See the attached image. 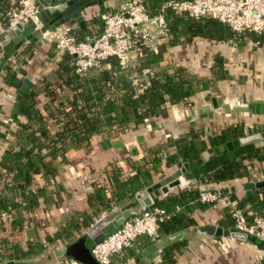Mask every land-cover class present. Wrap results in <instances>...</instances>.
<instances>
[{
  "label": "crops",
  "instance_id": "obj_1",
  "mask_svg": "<svg viewBox=\"0 0 264 264\" xmlns=\"http://www.w3.org/2000/svg\"><path fill=\"white\" fill-rule=\"evenodd\" d=\"M111 2L104 8L94 5L83 12L86 20V28H90L88 19L92 14L103 13L110 10ZM72 23V22H71ZM0 17V49L2 50L0 73L6 63L13 66V81L7 83L0 74V122L10 119L9 115L17 85L15 82L28 81L25 90L35 91L34 107H41L44 96L40 91L41 78L47 81H54L56 73L53 71V63L57 61L63 52L56 50L46 40L36 39L22 43L15 50L14 41L8 38ZM83 29V30H84ZM92 30L80 32L82 39L93 36ZM169 36V35H168ZM234 36V37H233ZM223 39H215L209 36L193 35L189 39L186 36H178L174 43L168 44V37L154 39L149 46L156 49L164 43L161 55L154 56V68L169 70L177 65L186 66L199 78V88L191 94L186 102L168 104L165 113L148 118L146 122L141 120L134 123L129 122L123 130L113 128L109 132L92 133L86 141L72 142L66 144L62 151L50 152L44 148L41 151L49 161L50 173L42 174L37 172L32 179L31 187L35 188L44 185V194L37 196V205L29 211H22V226L12 234L10 239L24 243L26 239L43 240L46 234H52L59 229H67L73 234L72 237L84 233L90 224L102 213L111 207H126L124 203L135 198L136 191L144 189L150 183L160 179L173 171L177 166L176 162L166 164L164 152L168 148H162L156 153L153 152L157 143L167 138H176L190 129L200 128L202 135L212 134L219 128L230 124L242 126L243 134L257 132L264 129V41H257L245 33H238ZM221 57V64L216 66L224 73L221 79L212 77L213 56ZM218 67V68H217ZM147 68H144L146 71ZM218 71V70H217ZM66 90L58 93V98L64 97ZM215 96L217 105L212 107L210 97ZM259 103L258 111L247 107L248 103ZM203 103L209 104L211 115L199 116L190 109H194ZM262 104L263 111L260 110ZM257 107V106H256ZM257 109V108H256ZM21 118H23L21 116ZM8 127V129H9ZM5 133L2 147L6 144L9 134ZM4 126L0 123V131ZM250 130V131H249ZM107 139L108 142H103ZM8 142H11L8 140ZM246 147L263 146L264 137L259 140L247 143ZM213 147H207L198 152L201 162L194 160L188 162L186 170L192 173L191 178L179 176V184L169 187L165 192L159 188L148 192L150 203L165 198L167 195H175L178 190H199L217 189L221 191L224 198L203 206L193 204L188 214L194 219V223L186 228L162 234L159 240L155 241L158 254L155 255L149 264H157L160 260V248L180 239L184 243L174 250L172 264H264V242L258 238L250 240L234 237L232 235H213L200 233L197 225L212 222L222 227L219 220H223L230 207L240 201L244 194V183L264 178V160L250 158L246 160V175L232 177L222 181H210L207 179V172L214 169L222 161L242 151L243 146L233 147L231 150L222 151L218 145L219 153H215ZM135 176L141 182V187L130 197H124L118 204H111L103 207V200L110 194L112 189L111 178L124 180ZM95 185H101L106 194L99 199L96 197L87 198V192ZM2 193H7L5 189ZM105 193V192H104ZM91 196V194H90ZM16 197H18L16 195ZM192 202V201H190ZM148 206V205H145ZM142 206V207H145ZM244 207L249 212L252 207L245 202ZM88 216V225L82 224V219ZM77 220V226H70V219ZM183 230L170 237L171 233ZM1 234H6L5 232ZM138 240L133 244L134 252L142 248ZM10 243V242H9ZM65 239H56L49 244L46 250H51L52 257L57 260L59 256L53 255V250L66 244ZM2 246V243L0 244ZM6 245V244H5ZM3 247V246H2ZM127 248L111 256L116 264H137L131 254L126 256ZM61 256V255H60ZM34 257H29L31 261ZM47 261L51 255L46 254ZM15 264H27V261ZM51 261V260H50ZM46 263V262H45Z\"/></svg>",
  "mask_w": 264,
  "mask_h": 264
},
{
  "label": "trees",
  "instance_id": "obj_2",
  "mask_svg": "<svg viewBox=\"0 0 264 264\" xmlns=\"http://www.w3.org/2000/svg\"><path fill=\"white\" fill-rule=\"evenodd\" d=\"M162 1L164 0H143V3L147 11L153 13ZM8 9V1L0 0V17L4 27H7ZM165 17L169 33L168 44L174 43L178 36L182 35H185L186 39L193 35L223 39L237 36L238 33H245L259 42L264 41V33L237 32L230 29L226 23L211 17H188L169 9L166 10ZM88 21L90 28L83 30L72 26L71 31L80 38L82 31L89 29L97 33L101 30L100 13L92 14ZM163 49L164 43H161L157 50L148 45L143 47L144 54L126 68L122 67L114 57H108L84 74L74 71L72 55L63 52L52 64L56 79L54 81L40 79V91L44 96L40 108L34 107L33 104L35 91L29 89L21 93L10 116L12 126L8 129V140L11 142L7 140L0 153V244L2 243L3 246L0 245V264L8 259L24 263L27 258L40 255L56 239L64 238L65 242L69 243L77 237H72L73 234L67 229L46 234L42 241L26 239L22 244L8 237L22 226L21 212L32 210L37 205V196L44 194V185L31 187L32 179L37 172L42 171V174H45L51 171L49 161L41 151L42 148L53 152L56 149L62 151L68 143L79 141L88 143L92 133L109 132L113 128L123 130L129 122L137 123L143 120V117L162 115L168 104L186 102L188 97L196 92L199 88V78L186 66L177 65L169 70L154 68L153 57L161 55ZM221 61L220 56H213L211 66H215L212 69L214 79L225 76L218 67L216 69ZM12 68V65L6 63L0 73L7 83L15 78ZM144 68L147 70L144 71ZM62 90H66V95L58 98V93ZM243 133L242 126L237 123L219 128L206 136L202 135L200 128L190 129L176 138H167L157 143L153 146V152L157 153L162 148L171 147L164 152L163 157L166 164L174 163L207 147L218 145L224 147L226 140ZM246 144L241 145L243 146L241 152L230 156L207 172V179L217 182L241 177L247 172L249 162L246 160L252 157L264 160L263 146L246 147ZM111 181L112 189L103 200L104 208L111 204H118L124 197L130 198L141 187V182L134 175L124 180L112 176ZM3 189L7 193H2ZM198 191L178 190L175 195H167L145 206L160 207L168 213V216L159 222L154 239L147 235H139L129 246L124 247L127 248L126 256L134 253L132 246L136 240L139 241V246H145L158 241L162 234L193 224L194 219L188 214L190 207L193 204L203 206L213 203L200 201ZM107 192L101 185H95L91 191L87 192V198L100 199ZM246 201L252 207L249 212L244 207ZM130 202H132L131 199L124 205L127 206ZM235 205L244 211L247 218L253 214L264 215V186L254 188L248 197L241 198ZM76 222V218L70 219V226H77ZM89 222L90 218L86 216L81 223L88 225ZM232 222L230 210L223 220H219V223L224 226H230ZM2 232L6 234H1ZM183 243L184 240L180 239L163 245L160 248V260L157 264H172L174 250ZM60 258L62 256H59L57 260ZM27 261V264H37Z\"/></svg>",
  "mask_w": 264,
  "mask_h": 264
},
{
  "label": "built area",
  "instance_id": "obj_3",
  "mask_svg": "<svg viewBox=\"0 0 264 264\" xmlns=\"http://www.w3.org/2000/svg\"><path fill=\"white\" fill-rule=\"evenodd\" d=\"M7 27L15 23L34 22L40 32L39 39L49 41L53 47L72 55L74 71L84 74L108 57H114L126 68L144 54L143 47L157 38L168 37L167 9L188 17H211L226 23L230 29L264 33V0H164L159 8L149 13L143 0H119L115 10L101 13L102 28L91 38H78L72 31V23L42 28L36 13L40 7L37 0H7ZM2 50L0 49V63ZM133 82L135 79L132 78ZM137 90V86H135ZM147 117H143L146 122ZM198 198L203 202H215L224 195L217 189L201 188ZM232 228L248 233L264 242V215L253 214L249 218L233 204L230 207ZM168 216L157 206L141 207L119 226L93 243L91 254L100 264H115L111 256L131 244L139 235L156 237L159 222ZM54 264H82L78 260L62 256Z\"/></svg>",
  "mask_w": 264,
  "mask_h": 264
},
{
  "label": "water",
  "instance_id": "obj_4",
  "mask_svg": "<svg viewBox=\"0 0 264 264\" xmlns=\"http://www.w3.org/2000/svg\"><path fill=\"white\" fill-rule=\"evenodd\" d=\"M109 1L110 0H37L40 7L36 13V16L38 21L41 23L42 28H46L48 26H57L66 22H72V26L74 28L84 29L86 27V20L84 18L83 12H85L86 9L94 7V5L99 8L107 7L109 5ZM5 32L8 38L14 41L13 49L15 50L22 43L28 42L30 40H36L40 36V32L34 27L33 21H30L26 24L15 23L13 26L7 27ZM27 83L28 81L26 79L21 82H15L17 85L15 94H10L11 98H13L12 107L9 111L10 116L13 114L17 101L23 92V88L27 87ZM210 103L212 107L217 105L215 96L210 97ZM258 105L259 103L253 102L248 103L247 107L258 111ZM261 108L262 104H260V110L263 111ZM193 110L194 109H190V114L196 112V114L199 116H205L206 114L208 116L211 115L208 103H203L196 107L195 111ZM0 123L2 126H4V130L0 131L1 145L4 140L5 133L9 127L10 119ZM261 137H264V129L228 139L224 142L222 151L231 150L233 147L259 140ZM103 142L107 143L108 140L104 139ZM213 150L215 153L220 152L218 146H214ZM191 160H194L195 163L201 162L197 153L184 160L177 161V167L173 171L150 183L144 189L137 191L135 193V198L137 201H132L129 203V205L123 208L111 207L105 213L99 215L84 233L77 236L69 243L54 249L53 255L71 257L78 260L82 264H100L91 254L90 248L93 243L99 242L105 235L115 230L124 218L129 217L142 206L149 205L151 201L147 195L148 192H151L156 188H159L162 192H165L169 187L179 184L180 175H182L184 178H191L192 173L186 170L188 167V162ZM260 186H264V178L254 181H247L243 185L244 194L248 196L252 192L253 188ZM196 228L202 234L207 233L213 235H232L234 237L248 240L254 238V236L248 233L236 231L233 228L222 227L212 222L201 223L197 225ZM182 231L183 230L171 233L170 237ZM157 254L158 251L156 249V243L151 242L135 251L132 255V258L137 259V264H149V261ZM3 264L15 263L12 259H8Z\"/></svg>",
  "mask_w": 264,
  "mask_h": 264
},
{
  "label": "rangeland",
  "instance_id": "obj_5",
  "mask_svg": "<svg viewBox=\"0 0 264 264\" xmlns=\"http://www.w3.org/2000/svg\"><path fill=\"white\" fill-rule=\"evenodd\" d=\"M112 1H116L115 4H113V2H111V8H112V10H115V9H117L119 7L120 1L119 0H112ZM83 37H84L83 35L80 36V38H83ZM47 253L51 255V258H50L51 261L50 260L47 261V258H46V254ZM36 257L37 258H33L31 260L32 263H37V264H52V261L54 260V258L52 257L51 250H43V252L40 255H37Z\"/></svg>",
  "mask_w": 264,
  "mask_h": 264
}]
</instances>
